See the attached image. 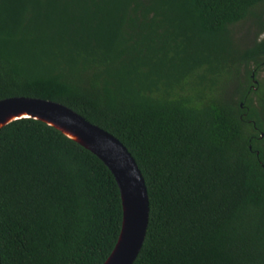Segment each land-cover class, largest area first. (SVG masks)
Wrapping results in <instances>:
<instances>
[{
	"label": "trees",
	"instance_id": "obj_1",
	"mask_svg": "<svg viewBox=\"0 0 264 264\" xmlns=\"http://www.w3.org/2000/svg\"><path fill=\"white\" fill-rule=\"evenodd\" d=\"M262 5L0 0V99L59 102L139 168L148 218L131 264H264V35L233 38L246 18L264 30ZM120 222L95 155L36 119L0 127V264H101Z\"/></svg>",
	"mask_w": 264,
	"mask_h": 264
},
{
	"label": "water",
	"instance_id": "obj_2",
	"mask_svg": "<svg viewBox=\"0 0 264 264\" xmlns=\"http://www.w3.org/2000/svg\"><path fill=\"white\" fill-rule=\"evenodd\" d=\"M19 118L36 119L55 128L107 167L118 189L121 222L116 241L101 264H131L144 239L148 197L130 153L112 134L59 102L21 95L1 98L0 127Z\"/></svg>",
	"mask_w": 264,
	"mask_h": 264
},
{
	"label": "rangeland",
	"instance_id": "obj_3",
	"mask_svg": "<svg viewBox=\"0 0 264 264\" xmlns=\"http://www.w3.org/2000/svg\"><path fill=\"white\" fill-rule=\"evenodd\" d=\"M264 10V5H262ZM264 35V30L260 33L256 30V26L252 23L251 18H246L245 20L237 23L233 28V38L237 43H247L250 44L253 39H259ZM234 42V43H235ZM252 69V65L248 66V70ZM255 80L260 81L264 86V64L255 73ZM254 80V81H255Z\"/></svg>",
	"mask_w": 264,
	"mask_h": 264
}]
</instances>
